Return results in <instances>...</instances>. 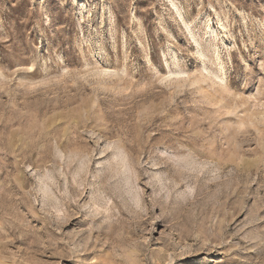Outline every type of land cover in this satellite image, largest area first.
<instances>
[{
  "label": "rangeland",
  "instance_id": "rangeland-1",
  "mask_svg": "<svg viewBox=\"0 0 264 264\" xmlns=\"http://www.w3.org/2000/svg\"><path fill=\"white\" fill-rule=\"evenodd\" d=\"M0 264H264V0H0Z\"/></svg>",
  "mask_w": 264,
  "mask_h": 264
}]
</instances>
